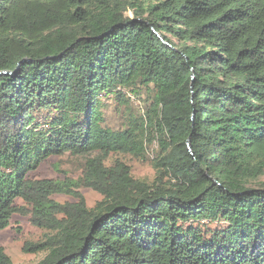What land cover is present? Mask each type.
<instances>
[{"label":"trees","instance_id":"trees-1","mask_svg":"<svg viewBox=\"0 0 264 264\" xmlns=\"http://www.w3.org/2000/svg\"><path fill=\"white\" fill-rule=\"evenodd\" d=\"M2 72L0 229L32 202L37 264H264V0H0ZM123 90L149 106L114 129L101 97ZM155 142L151 182L106 163ZM64 154L94 207L30 178Z\"/></svg>","mask_w":264,"mask_h":264},{"label":"rangeland","instance_id":"rangeland-1","mask_svg":"<svg viewBox=\"0 0 264 264\" xmlns=\"http://www.w3.org/2000/svg\"><path fill=\"white\" fill-rule=\"evenodd\" d=\"M129 100L121 102L116 97L102 96L103 114L105 124L114 129H123L127 126L130 118L143 116L149 106L146 93L138 97L131 91L123 90ZM157 143L147 148L146 156L136 157L130 154H110L106 159L108 165L117 159L126 162L132 169V174L142 180L153 181L156 177L154 161L157 156ZM86 166V158L64 154L52 156L39 165L35 170L29 172L32 179H52L67 182L70 193H54L50 198L60 204L78 202L77 192L82 194L86 205L94 207L102 199V195L89 187L79 186V180L83 177ZM253 186L264 184V175L259 179L251 181ZM17 206L22 212H16L11 218L10 224L0 229V245L11 257L13 264H37L47 254L46 250L37 251L38 248L30 245V242H42L46 238L48 230L36 225L33 220V204L24 198H17Z\"/></svg>","mask_w":264,"mask_h":264},{"label":"water","instance_id":"water-1","mask_svg":"<svg viewBox=\"0 0 264 264\" xmlns=\"http://www.w3.org/2000/svg\"><path fill=\"white\" fill-rule=\"evenodd\" d=\"M159 35V34H158ZM3 73H6V72H2V73H0V74H3ZM188 148L191 150V142L190 141H188Z\"/></svg>","mask_w":264,"mask_h":264}]
</instances>
